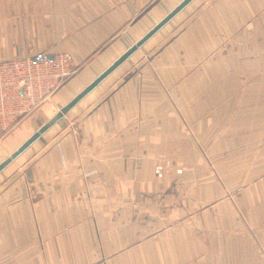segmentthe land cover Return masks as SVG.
Segmentation results:
<instances>
[{
    "label": "crops",
    "instance_id": "0c3cea01",
    "mask_svg": "<svg viewBox=\"0 0 264 264\" xmlns=\"http://www.w3.org/2000/svg\"><path fill=\"white\" fill-rule=\"evenodd\" d=\"M179 1L0 0V61L75 69L0 161ZM257 29L264 0L191 1L1 171L0 264H264V100H224Z\"/></svg>",
    "mask_w": 264,
    "mask_h": 264
},
{
    "label": "built area",
    "instance_id": "2783aa9c",
    "mask_svg": "<svg viewBox=\"0 0 264 264\" xmlns=\"http://www.w3.org/2000/svg\"><path fill=\"white\" fill-rule=\"evenodd\" d=\"M72 66L66 53L0 61V121L17 122L48 102L73 75ZM154 172L161 177L164 167L157 165Z\"/></svg>",
    "mask_w": 264,
    "mask_h": 264
},
{
    "label": "water",
    "instance_id": "95a60500",
    "mask_svg": "<svg viewBox=\"0 0 264 264\" xmlns=\"http://www.w3.org/2000/svg\"><path fill=\"white\" fill-rule=\"evenodd\" d=\"M193 0H180L164 17H162L155 25H153L142 37L126 49L117 59L108 65L101 73L93 78L81 91L74 95L66 104L58 109L51 117L42 123L35 131H33L19 146L9 153L2 161H0V173L11 162L19 157L30 145L39 139L49 128H51L59 119L68 113L78 102H80L87 94L93 91L109 74L126 61L138 48H140L149 38L158 32L165 24L174 18L182 9H184ZM39 56L34 59H38ZM52 59V56L48 57Z\"/></svg>",
    "mask_w": 264,
    "mask_h": 264
},
{
    "label": "rangeland",
    "instance_id": "374dc122",
    "mask_svg": "<svg viewBox=\"0 0 264 264\" xmlns=\"http://www.w3.org/2000/svg\"><path fill=\"white\" fill-rule=\"evenodd\" d=\"M259 33H261V37H258ZM262 34H263V29H257V39L260 40V43H257L255 45V64L253 65V67L251 65H248L246 58L241 60V66L244 67V70L250 71V74L249 75H245L244 73L240 74V84H239L240 86L238 90H236L235 92H225V98H224L225 101L240 100L242 94L244 93L243 91H246V86L251 83L254 84V88L252 87V90H254L255 92L256 99L260 101L264 100V42H263ZM242 46L243 45H241V47ZM246 55L247 53L245 52L243 56ZM226 84L230 85L228 83H225V85ZM211 94L212 93L208 92V99H210ZM214 97L215 96L212 95V98ZM252 97H253V92H252ZM57 108L58 107H54V108L48 107L49 109L48 112L50 114L54 113V111Z\"/></svg>",
    "mask_w": 264,
    "mask_h": 264
}]
</instances>
